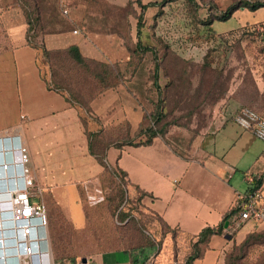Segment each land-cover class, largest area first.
<instances>
[{
  "label": "rangeland",
  "instance_id": "obj_1",
  "mask_svg": "<svg viewBox=\"0 0 264 264\" xmlns=\"http://www.w3.org/2000/svg\"><path fill=\"white\" fill-rule=\"evenodd\" d=\"M7 2L0 0V5ZM9 2L17 3L15 7L29 23V41L48 54L44 56L40 51L37 56L45 79L73 105L88 112L89 101L104 89L93 75L92 63L99 62L87 58L90 63L77 65L63 52L65 49H47L45 45L46 37L68 34L72 30L68 17L62 16L59 10L58 0ZM244 3L264 4V0H141L145 6L143 12L137 0H77V13L87 19L84 33L94 34L107 47L134 48L140 34V49L146 47L156 52L160 67L156 80L159 91L152 85L150 51L144 52L145 62L140 68L147 87V108L155 111L160 93L162 106L157 112L162 117L158 128L163 124L167 127L162 139L169 144L186 145L231 116V104L236 103L234 111L243 107L258 111L251 101L255 99L257 83H264V44L257 39L264 34V7L251 12L243 7ZM230 8L228 19L221 21ZM84 17L81 19L85 20ZM121 72L116 73L117 77ZM16 89L13 59L11 55L0 56V97L17 100ZM4 106L0 102V110L4 111ZM89 116L93 119L91 126L96 127L94 123L99 121ZM99 127L101 125L97 124L92 143L94 151L103 157L105 147L116 137L113 136L116 132H100ZM75 128L70 122V127L41 132L36 126L24 125L28 145L34 153V170L42 181L31 189L34 194L31 202L42 201L46 210L50 261L56 256L78 263L81 258L104 251L149 247L157 223L139 202H131L133 210L128 211L126 186L113 166L117 155L114 148L105 156L109 167L85 185L81 182L86 217L82 230L73 229L61 209L63 204L59 207L55 201L56 195H64L65 201L70 198L73 203L75 183L83 181L87 171L93 173L100 169L84 147V156L77 149ZM246 230L248 227L242 229L235 241V232L225 229L232 242L226 252L229 264H264L263 233L250 238L244 246L236 243ZM196 264H215V261L208 257Z\"/></svg>",
  "mask_w": 264,
  "mask_h": 264
},
{
  "label": "crops",
  "instance_id": "obj_2",
  "mask_svg": "<svg viewBox=\"0 0 264 264\" xmlns=\"http://www.w3.org/2000/svg\"><path fill=\"white\" fill-rule=\"evenodd\" d=\"M81 17L84 16L77 13V0H71L69 22L77 26ZM26 29L18 7L0 10V56L11 55L13 59L18 97L14 101L0 97L1 105L5 104L4 111L0 110V132L11 131L20 137L29 155L28 175L38 186L42 181L34 170V153L28 145L24 125L36 126L42 132L70 127V122L74 123L77 149L84 156V147L100 169L93 173L87 171L85 179L75 183L77 190L73 203H70V198L65 201L64 195H56L54 199L59 207L63 204L61 209L73 229L82 230L86 217L80 189L105 169L90 153L77 107L61 93L47 88L41 78L36 62L37 52L27 43ZM83 33L73 34L71 31L48 36L45 38L46 48L75 46L85 58L105 64L119 63L122 70H128L129 73L117 87L103 91L90 103V115L99 121L94 123L96 127L97 124L102 127L127 126L129 135L134 136L144 113L148 111L144 79L139 70L132 74L128 69L129 54L125 48L107 47L94 34ZM94 44L98 46L94 47ZM257 89L262 94L264 83H257ZM98 105L100 109H97ZM235 107L236 103L231 104V116L186 145H168L159 137L148 146H111L106 149L105 156L111 148L117 151L114 165L147 194L143 199L147 209L157 214L169 227L197 235L205 228L221 225L237 196L253 190L257 181H261L260 192L264 198V143L233 122L232 117L239 110L234 111ZM96 127L91 126V129L96 131ZM77 157H80L79 152ZM245 227L248 230L236 243H241L247 234L264 229V225L248 222L235 232L233 240ZM225 236L224 228L220 235L212 236L204 256L193 264L203 263L208 257L215 264H225L226 252L232 243ZM213 254L215 256H211ZM77 264H131V255L125 250H109L81 258Z\"/></svg>",
  "mask_w": 264,
  "mask_h": 264
},
{
  "label": "trees",
  "instance_id": "obj_3",
  "mask_svg": "<svg viewBox=\"0 0 264 264\" xmlns=\"http://www.w3.org/2000/svg\"><path fill=\"white\" fill-rule=\"evenodd\" d=\"M137 4L141 8V12L145 9V6L141 4V0H137ZM17 6L16 2H8L4 4L3 6L0 5V10L2 9H7L9 7H14ZM243 7L248 9L249 11H257L260 8L264 7V4L257 3V4H250V3H244ZM232 8H230L225 16H222L221 21H226L228 19V14L230 13ZM85 20L80 21V25L76 26L74 24H71L69 21V24L71 25V28L75 30L76 28L81 29L82 31H86V17H84ZM28 26L26 29V40L29 46H31L33 49L36 50L37 55H36V62H37V56L39 55V52L42 51V54L44 56H47V52L43 48H37L32 42L29 41L28 38V33L30 31L29 23L25 22ZM137 42L134 48L127 49V52L129 54V61L127 63L128 69L132 74L139 70V73L143 77V72L142 69H140L144 62V52L150 51L152 54V85L155 87L156 91H159V89L156 86V80H157V74L159 71V64H158V59L156 56V52L147 49L146 47H142L141 44V39H140V34H137ZM260 40L262 44H264V34H260V36L257 38ZM63 52L65 54L69 55L71 60L77 64V65H85L87 63H90L91 61H88L89 59L83 57L77 47L72 46L67 49H65ZM47 64V63H46ZM46 64L43 65V67H46ZM94 66L93 70V75L96 80L99 81V83L103 84L104 89L108 90L111 88L117 87L123 80L126 74L129 73L128 70H122L119 63L117 66H111L109 64L105 63H92ZM110 66V67H109ZM37 67L39 70V73L41 75V78L43 81L46 83L47 88L57 91L61 93L63 96L67 98V96L59 91L56 90L50 85L49 80L45 79L44 73L42 68L38 65L37 62ZM115 67V68H114ZM118 67V69L116 68ZM121 72L120 77H117V72ZM144 79V77H143ZM145 83V82H144ZM102 91V92H103ZM147 91V87H146ZM101 92V93H102ZM100 93V94H101ZM146 95V93H145ZM96 98V97H95ZM94 98V99H95ZM91 99L88 104V112L82 110V107H77L79 111V117L81 120V123L83 125L85 135L89 141V150L91 154H94L96 156V159L100 165L106 169L109 167L105 161V155L99 156L95 151H94V146L92 143V140L94 138V135L96 134L95 132L91 129L92 121L93 119L90 118V113H91V108H90V103L94 100ZM68 101H70L67 98ZM158 105L155 108V111L149 110L144 113V116L141 120L140 126L138 128L137 133L134 136H130L128 133V127L123 126V127H99V131L106 132L107 131H115L116 137H112V140L110 143L107 144V147H105V151L107 148L114 146L117 148H121L123 146H148L152 143V141L155 138H163L166 133H167V127L165 124L161 125V127L158 128L159 121L161 120L162 115L158 113V107L159 109L161 108L162 104V96L159 93L158 94ZM71 102V101H70ZM253 102L257 108L258 112L263 118H264V91L263 93L259 94L257 85H256V96L255 99H253ZM72 103V102H71ZM252 109V108H251ZM160 111V110H159ZM95 121V120H94ZM97 122V121H95ZM123 137H127V139H123ZM144 138V139H143ZM126 140V141H125ZM137 141V142H136ZM193 140L189 141L191 143ZM168 145H171L167 143ZM175 147L178 146V143H172ZM184 145V144H183ZM176 150V149H175ZM105 154V153H104ZM114 169L119 175L121 181H123L124 185L126 186V195H127V207L128 211L131 213L133 208L130 206L131 202H139L141 204V207L152 217V220H155L157 223L155 225V231L153 232L154 235L152 236V243L149 247H142L138 250H128L130 255H131V264H193L194 261L201 259L204 256L205 251L208 249L209 241L212 236L214 235H220L223 232V223L228 220V218L235 213V210L231 208L227 214H225L223 218V223L219 225L218 227L214 228H205L203 229L199 234L197 235H190L185 233L184 231L178 229V228H171L169 227L157 214L153 213L149 209L145 207L143 204V199L147 196L145 192H143L141 189H139L136 185L132 184L125 172H123L121 169H119L117 166L114 165ZM260 182L257 181L254 189L253 190H259L260 191ZM47 216V214H46ZM48 221V218H47ZM261 233L264 234L263 232L260 233H249L246 235L245 239L239 244L241 245H246L248 243V240L252 237H256L257 235H261ZM262 234V235H263ZM54 264H77L74 259H69L67 257H54L53 260ZM225 264H229L228 262V256H225Z\"/></svg>",
  "mask_w": 264,
  "mask_h": 264
},
{
  "label": "built area",
  "instance_id": "obj_4",
  "mask_svg": "<svg viewBox=\"0 0 264 264\" xmlns=\"http://www.w3.org/2000/svg\"><path fill=\"white\" fill-rule=\"evenodd\" d=\"M71 0H58L59 10L69 17ZM76 28L73 34H81ZM233 122L264 143V118L255 110L243 107L232 117ZM29 155L20 137L11 131L0 134V218L8 215L14 264H43L48 262L49 247L46 232L47 216L42 203L33 204L31 189L36 187L28 175ZM7 208V210L5 209ZM235 213L228 218V230L236 232L244 224L251 222L264 225V198L258 190L239 194L233 205ZM7 211V212H6ZM0 257L3 258L0 242ZM41 258V259H40ZM35 261V263H33ZM41 261V262H40ZM46 262V264H48Z\"/></svg>",
  "mask_w": 264,
  "mask_h": 264
},
{
  "label": "bare ground",
  "instance_id": "obj_5",
  "mask_svg": "<svg viewBox=\"0 0 264 264\" xmlns=\"http://www.w3.org/2000/svg\"><path fill=\"white\" fill-rule=\"evenodd\" d=\"M5 209L7 210V208ZM7 224H8V215H6L5 218L3 219L0 218V242L2 244V251H3V258L0 257V264H2L1 261H4L5 264H7V261H10V260H12L11 264H14L13 257L11 256L15 254L14 252L15 249L11 247V240L9 238L11 236V233H10L9 227H7ZM45 259L46 258L43 257L42 262L41 261L40 262L43 264H46ZM50 259L51 257L48 258V264H51Z\"/></svg>",
  "mask_w": 264,
  "mask_h": 264
},
{
  "label": "water",
  "instance_id": "obj_6",
  "mask_svg": "<svg viewBox=\"0 0 264 264\" xmlns=\"http://www.w3.org/2000/svg\"><path fill=\"white\" fill-rule=\"evenodd\" d=\"M228 227V221L226 220L223 224V228L226 229ZM226 239H229L230 236L226 235L225 236ZM82 262H85V259H82ZM23 264H30L28 261L23 262ZM51 264H53V261L51 260Z\"/></svg>",
  "mask_w": 264,
  "mask_h": 264
}]
</instances>
